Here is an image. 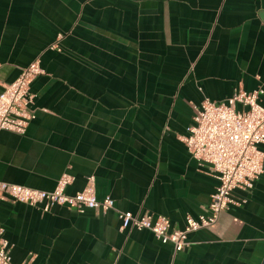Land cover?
<instances>
[{
	"label": "crops",
	"instance_id": "0c3cea01",
	"mask_svg": "<svg viewBox=\"0 0 264 264\" xmlns=\"http://www.w3.org/2000/svg\"><path fill=\"white\" fill-rule=\"evenodd\" d=\"M35 58V117L0 129V179L52 189L67 171L74 193L92 175L114 207L0 199L13 264H264V165L180 250L118 216L206 212L218 179L180 135L204 97L264 87V0H0V90Z\"/></svg>",
	"mask_w": 264,
	"mask_h": 264
},
{
	"label": "built area",
	"instance_id": "2783aa9c",
	"mask_svg": "<svg viewBox=\"0 0 264 264\" xmlns=\"http://www.w3.org/2000/svg\"><path fill=\"white\" fill-rule=\"evenodd\" d=\"M44 71L39 59L35 58L23 66L14 79L3 84L0 90V129L25 131L35 117L30 83ZM260 96H264V87L259 85L252 90L237 88L222 101L204 97L195 106L192 123L180 135L189 153L208 163L218 179L205 213L197 216L186 213L183 227L170 228V221L164 214L154 217L149 211L134 213L123 209L118 210L120 228H148L161 242H170L177 251L189 243L190 231L212 224L220 211L230 203H238L234 190L250 189L263 171L264 149L258 147L264 142V105L259 101ZM237 103L242 107L238 108ZM71 180L72 174L64 171L52 189H42L0 179V199L38 204L45 210L54 204L68 205L78 211L114 207L110 195L97 197L92 175L87 177L84 187L74 193L65 190ZM0 264H13L1 223Z\"/></svg>",
	"mask_w": 264,
	"mask_h": 264
}]
</instances>
